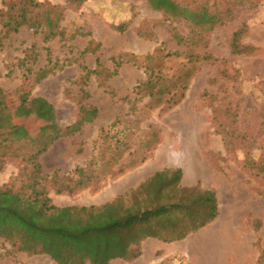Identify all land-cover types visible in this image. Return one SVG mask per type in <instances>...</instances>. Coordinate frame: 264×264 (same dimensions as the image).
Listing matches in <instances>:
<instances>
[{
    "label": "rangeland",
    "instance_id": "374dc122",
    "mask_svg": "<svg viewBox=\"0 0 264 264\" xmlns=\"http://www.w3.org/2000/svg\"><path fill=\"white\" fill-rule=\"evenodd\" d=\"M35 1L62 9L61 35L44 42L40 33L21 27L5 39L0 48V89L4 93L0 109L7 107V118L24 122L39 141L53 127L37 119L35 112L22 110L25 100L41 97L49 102L53 123L61 128L75 121L80 102L97 110L91 122L54 141L39 156L45 175L68 176L83 184L70 194L56 193L57 188L48 184L51 203L99 206L96 196L113 186L115 178L134 172L154 156L168 159L166 155L171 154L182 168L155 173L165 171L158 180L161 185L155 187L158 193L151 186L140 190L155 174L147 177L130 189L140 191L125 198L123 205L145 195L146 205L153 197L155 204L186 203L192 196L182 189L209 190L215 195L217 217L188 238H200V248L208 243L251 248L259 253L257 264H264V0H176L194 1L197 7L219 13L222 23L200 39L192 36L189 23L166 19L146 0ZM9 3L0 0V10ZM38 12L33 9L34 14ZM243 27L239 44L247 49L236 54L230 48L231 38ZM172 28L188 38L185 43L171 39ZM189 53L209 54L213 60L192 63ZM112 58L121 64L108 77L114 68ZM82 67L93 72L85 84L80 79ZM148 80L153 89L168 88L165 101L154 108L149 106V97L137 91ZM183 86L184 94L176 102ZM24 167L20 159L6 158L0 184L10 183ZM76 167L83 169L80 175ZM182 173L184 182L192 186L181 184ZM171 219H183L180 225H184L189 217L177 210ZM164 243L166 248L179 244ZM184 245L190 248L189 243ZM176 261L190 264L180 256L156 264ZM131 262L117 259L110 264ZM0 264L56 263L44 254L16 252L0 238Z\"/></svg>",
    "mask_w": 264,
    "mask_h": 264
},
{
    "label": "trees",
    "instance_id": "16d2710c",
    "mask_svg": "<svg viewBox=\"0 0 264 264\" xmlns=\"http://www.w3.org/2000/svg\"><path fill=\"white\" fill-rule=\"evenodd\" d=\"M149 6L159 11L172 21H185L192 28V36H206L213 28L222 23L219 13L207 8L197 7L194 1L179 3L176 0H146ZM33 9H39L34 14ZM63 17L62 9L45 6L35 0H10L5 10H0V48L5 39L21 27L40 33L44 42L51 41L59 32V22ZM118 31L123 28L117 27ZM244 27L233 33L230 48L233 53H244L247 48L239 44ZM171 39L183 44L188 38L182 37L171 29ZM203 41V40H202ZM199 40H194L197 44ZM33 52V49H29ZM47 57L49 49L46 48ZM147 56L146 58H150ZM189 61L197 63L201 60L212 61L209 54L189 53ZM114 68L107 76L116 74L121 61L112 58ZM25 69H29L26 66ZM92 71L81 68V82L85 84ZM171 85L172 82H168ZM151 80L137 86L150 100V108L164 102L165 89H153ZM181 90V91H180ZM176 98V102L184 94V86ZM87 95V92H83ZM175 96V95H174ZM0 97L4 93L0 89ZM174 101V102H175ZM20 106L27 114L35 112L40 121L52 125L53 130L39 141L35 139L22 121H10L7 118V107L0 109V170L8 161L20 159L24 169L10 183L0 185V238L6 241L11 249L27 255H47L56 264H110L121 259L126 262L135 260L140 254V243L145 238H156L163 242H172L185 238L210 223L217 215V202L213 192H202L194 188L182 189L192 198L185 202H168L155 204L153 200L146 205L145 197L134 198L129 206L123 200L136 192L151 186L157 193L158 180L165 171L155 174L140 187L130 190L124 196H117L111 202L95 206L58 207L51 203L47 185L55 186L56 193H72L75 186H83L81 180H73L68 176L55 173L45 175L39 161L54 141L78 132L83 124L91 122L97 110L78 104L75 121L61 128L53 123L52 105L41 97L25 100ZM41 118V119H40ZM264 128V112H263ZM260 169V168H259ZM79 175L82 168L74 169ZM180 175V170L177 171ZM176 178V180L179 178ZM18 184H17V183ZM73 184V187L69 186ZM150 195L156 196V193ZM183 201V200H180ZM180 210L188 214V223L180 225L183 219L172 220L171 214ZM169 262V261H166ZM165 262V263H166Z\"/></svg>",
    "mask_w": 264,
    "mask_h": 264
},
{
    "label": "crops",
    "instance_id": "0c3cea01",
    "mask_svg": "<svg viewBox=\"0 0 264 264\" xmlns=\"http://www.w3.org/2000/svg\"><path fill=\"white\" fill-rule=\"evenodd\" d=\"M166 156L170 159L160 158L158 160L154 156L149 161H147L145 165H142L141 168L135 170L134 172H127V174L120 175L115 178L113 180V186L109 188H103L98 194L99 196H96L95 200L98 202L95 204L102 205L108 203L109 201L111 202L113 198L132 188L137 187L139 183L145 181L147 177L153 176L159 170L168 167L182 168L176 164V159L173 155L167 154ZM163 163L164 165H162ZM184 180L185 177L182 173L180 179L181 184L183 186L193 185V183H186ZM216 217L212 220V222L216 219ZM192 234L194 233H189L185 238L175 241L179 243L175 248H166L164 246L166 244L159 239L149 237L145 238L140 243L141 254L130 264H156L162 261L164 258H171L174 256H180L190 264H257L259 259L258 251H254L251 248H225L222 244L218 246H212L209 243L206 248H200V244L198 242L200 241V238H188ZM184 243H189L190 248H186ZM196 244H198L197 247ZM158 253L160 254L157 255ZM121 261L123 263H127L124 260Z\"/></svg>",
    "mask_w": 264,
    "mask_h": 264
},
{
    "label": "built area",
    "instance_id": "2783aa9c",
    "mask_svg": "<svg viewBox=\"0 0 264 264\" xmlns=\"http://www.w3.org/2000/svg\"><path fill=\"white\" fill-rule=\"evenodd\" d=\"M176 264H183L181 261H176Z\"/></svg>",
    "mask_w": 264,
    "mask_h": 264
}]
</instances>
